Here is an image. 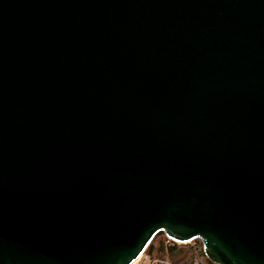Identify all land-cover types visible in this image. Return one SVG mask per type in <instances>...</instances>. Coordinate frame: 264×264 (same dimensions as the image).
<instances>
[{
	"label": "water",
	"instance_id": "obj_1",
	"mask_svg": "<svg viewBox=\"0 0 264 264\" xmlns=\"http://www.w3.org/2000/svg\"><path fill=\"white\" fill-rule=\"evenodd\" d=\"M158 234L264 264V0H0V264Z\"/></svg>",
	"mask_w": 264,
	"mask_h": 264
},
{
	"label": "rangeland",
	"instance_id": "obj_2",
	"mask_svg": "<svg viewBox=\"0 0 264 264\" xmlns=\"http://www.w3.org/2000/svg\"><path fill=\"white\" fill-rule=\"evenodd\" d=\"M156 240L157 238H155V240L153 239L150 244L154 243L155 246ZM175 248L178 250V252L173 256H168L165 253L163 256L164 258L162 260H158V258L152 254L147 255L148 257H145V253L144 257L140 261H136L133 264H153V262L155 264H161L162 262L171 264V259L175 260L174 263L172 262V264H183L184 261L190 262L193 258H197L199 261L205 264L209 263L203 254V256L199 255V251H201V245L198 241L175 245Z\"/></svg>",
	"mask_w": 264,
	"mask_h": 264
},
{
	"label": "trees",
	"instance_id": "obj_3",
	"mask_svg": "<svg viewBox=\"0 0 264 264\" xmlns=\"http://www.w3.org/2000/svg\"><path fill=\"white\" fill-rule=\"evenodd\" d=\"M155 238H157L156 242H155V246L154 243L149 244V246L147 247V249L145 250L144 254L146 257H148L147 255H154L158 258V260H162L164 257V254L166 253L168 256H173L175 255L178 250L175 248V245L173 246H165V238L158 234L155 236ZM154 238V240H155ZM166 247V248H165ZM199 255H202V251H199ZM177 256V255H176ZM171 264L172 262L174 263L175 260H170ZM183 264H189V262L184 261ZM208 264H211L210 262Z\"/></svg>",
	"mask_w": 264,
	"mask_h": 264
},
{
	"label": "built area",
	"instance_id": "obj_4",
	"mask_svg": "<svg viewBox=\"0 0 264 264\" xmlns=\"http://www.w3.org/2000/svg\"><path fill=\"white\" fill-rule=\"evenodd\" d=\"M165 246H173V245H181L180 243H176V242H173V241H170V240H168V239H165ZM144 257V254L143 255H141L137 260H141L142 258ZM146 257V256H145ZM136 260V261H137ZM153 264H155L154 262H153ZM161 264H167V263H165V262H162ZM189 264H205V263H202L201 261H199V259H197V258H193L190 262H189ZM208 264V263H207Z\"/></svg>",
	"mask_w": 264,
	"mask_h": 264
},
{
	"label": "bare ground",
	"instance_id": "obj_5",
	"mask_svg": "<svg viewBox=\"0 0 264 264\" xmlns=\"http://www.w3.org/2000/svg\"><path fill=\"white\" fill-rule=\"evenodd\" d=\"M137 261H139V260H137ZM135 262H136V261H135ZM135 262H134V263H135Z\"/></svg>",
	"mask_w": 264,
	"mask_h": 264
}]
</instances>
